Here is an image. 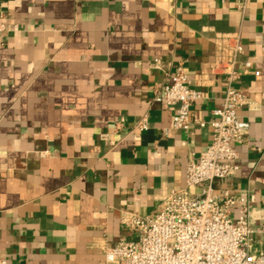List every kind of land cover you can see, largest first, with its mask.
<instances>
[{"label": "crops", "instance_id": "crops-1", "mask_svg": "<svg viewBox=\"0 0 264 264\" xmlns=\"http://www.w3.org/2000/svg\"><path fill=\"white\" fill-rule=\"evenodd\" d=\"M246 6L0 0L7 26L0 40V259L107 264L106 249L137 241L122 216L157 214L168 191L186 188L188 164L212 140L209 124L227 88L212 64L218 39L233 33L245 51L240 62L253 64L237 83L250 100L240 111L249 133L236 147L239 171L216 187L248 196L255 208L251 253L264 255V0ZM156 60L166 72L154 68ZM178 66L190 87L206 94L192 109L204 128L171 130L173 113L151 102ZM145 115L148 131L115 132L120 120L130 127Z\"/></svg>", "mask_w": 264, "mask_h": 264}, {"label": "built area", "instance_id": "built-area-1", "mask_svg": "<svg viewBox=\"0 0 264 264\" xmlns=\"http://www.w3.org/2000/svg\"><path fill=\"white\" fill-rule=\"evenodd\" d=\"M225 2L226 0H219ZM247 0H238V8L246 11ZM7 32L0 22V40ZM244 47L239 33L226 34L217 41L212 72L224 77L227 88L220 108L214 110L215 120L209 125L212 140L198 161L188 164L186 188L170 190L161 199L160 210L150 217L125 214L122 226L135 233L138 240H120L105 250L107 264H264V255L251 253L255 233V208L247 195L217 190V182L232 178L240 169L236 149L244 145L249 124L240 115L249 105V97L237 86L253 69L249 61L240 62ZM154 68L166 72L156 60ZM260 77L259 71H254ZM168 82L159 85L151 102L163 104L173 113L171 130L189 132L192 124L201 128L207 123L193 117L192 109L206 94L189 85L183 66L167 74ZM150 129L149 118L143 116L133 126L124 120L115 125V132L129 135ZM165 135L169 130H164ZM110 141L109 135L102 136ZM114 145V142H112ZM253 150L260 152L261 148ZM238 209L236 215L233 211ZM0 264H8L0 259Z\"/></svg>", "mask_w": 264, "mask_h": 264}]
</instances>
